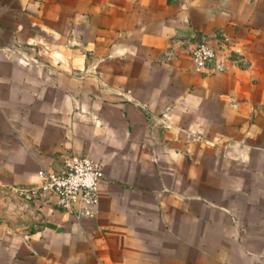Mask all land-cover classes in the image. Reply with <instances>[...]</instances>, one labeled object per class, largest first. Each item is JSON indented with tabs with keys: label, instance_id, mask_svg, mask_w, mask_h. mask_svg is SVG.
Returning a JSON list of instances; mask_svg holds the SVG:
<instances>
[{
	"label": "crops",
	"instance_id": "obj_1",
	"mask_svg": "<svg viewBox=\"0 0 264 264\" xmlns=\"http://www.w3.org/2000/svg\"><path fill=\"white\" fill-rule=\"evenodd\" d=\"M200 40L215 60L195 72ZM70 155L101 167L92 221L18 203ZM263 158L264 0H0V264L98 242L189 264L199 234L237 230L206 189Z\"/></svg>",
	"mask_w": 264,
	"mask_h": 264
},
{
	"label": "rangeland",
	"instance_id": "obj_2",
	"mask_svg": "<svg viewBox=\"0 0 264 264\" xmlns=\"http://www.w3.org/2000/svg\"><path fill=\"white\" fill-rule=\"evenodd\" d=\"M253 167L250 171L231 169L228 175L222 176V188L206 189L211 200L218 199L212 202V209L216 206L226 208L227 219L237 230L222 232L221 235H190V245L196 244L197 236L198 242H208L210 246L199 251L190 249L189 264H264V158ZM83 249L77 251L78 259L82 261L78 264H132L130 260L134 256L149 258L159 252L107 249L100 242ZM169 252L172 256L176 253L174 250Z\"/></svg>",
	"mask_w": 264,
	"mask_h": 264
},
{
	"label": "built area",
	"instance_id": "obj_3",
	"mask_svg": "<svg viewBox=\"0 0 264 264\" xmlns=\"http://www.w3.org/2000/svg\"><path fill=\"white\" fill-rule=\"evenodd\" d=\"M214 60V51L203 40L197 42L190 52L195 72L206 70ZM214 70L220 71L221 66H215ZM36 178L39 181L37 186L14 191L19 204L52 205L76 223L94 219L101 178L99 163L88 157L63 156L59 171L41 169L36 172Z\"/></svg>",
	"mask_w": 264,
	"mask_h": 264
}]
</instances>
